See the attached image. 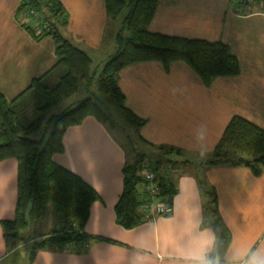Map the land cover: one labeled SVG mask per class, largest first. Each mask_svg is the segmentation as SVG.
I'll return each instance as SVG.
<instances>
[{
    "label": "crops",
    "instance_id": "crops-1",
    "mask_svg": "<svg viewBox=\"0 0 264 264\" xmlns=\"http://www.w3.org/2000/svg\"><path fill=\"white\" fill-rule=\"evenodd\" d=\"M21 1L0 0V91L9 101L58 62L53 38L37 41L24 26L28 20L18 16ZM60 2L68 14L63 35L91 57L94 67L97 62L106 65L118 51L119 35L113 29L119 19H109L106 0ZM149 31L221 41L238 58L240 74L217 77L207 86L186 62L168 66L138 62L120 72L118 85L125 105L146 121L136 132L140 150L130 149L113 128L94 117L66 131L64 151L54 161L81 176L102 198L92 206L85 227L97 238L91 243L51 246L31 259L32 242L63 227L60 215L51 210L48 230L15 246L2 223L15 217L19 165L16 158L1 162L0 264H18L19 258L23 264H190L208 231L215 234L204 226L206 196L201 181L214 188L231 231L226 255L264 249V172L255 175L243 165L201 166L233 117L264 129V2L159 0ZM161 145L181 149L191 161L186 171L174 173L173 212L127 229L116 217L124 189L123 169L138 153L152 154L149 150ZM44 222L38 226L42 228Z\"/></svg>",
    "mask_w": 264,
    "mask_h": 264
},
{
    "label": "trees",
    "instance_id": "trees-1",
    "mask_svg": "<svg viewBox=\"0 0 264 264\" xmlns=\"http://www.w3.org/2000/svg\"><path fill=\"white\" fill-rule=\"evenodd\" d=\"M159 0H106L108 17L118 20L125 10L124 28L129 36L117 37L118 51L106 64L98 81L99 91L128 126L139 132L145 120L125 105V95L118 85L120 72L135 63L159 61L168 66L173 61L189 64L207 86L217 77L240 74L238 58L230 47L221 42L169 36L149 31ZM241 4L251 0H231ZM18 16L28 19L24 24L31 36L39 41L52 37L55 42L57 64L45 76L35 78L30 86L14 100L9 101L0 91V163L11 158L18 161V199L13 220L3 221L5 236L15 246L27 239L24 232L32 221L39 225L48 211L61 217L63 227L51 231L39 241H33L31 259L40 249L65 244L91 243L93 238L85 227L92 206L102 200L100 194L81 176L54 161L64 151L63 138L72 126L81 125L94 117L103 123L112 122L111 116L93 98H87L77 107L61 114L55 109L73 98L81 84L91 86L96 71L91 57L61 31L67 25L68 14L60 0H22ZM51 77V78H50ZM55 82L49 84V80ZM54 129L41 148V142L32 135ZM150 155L155 161L136 155L134 162L123 169L124 189L116 205L117 223L133 229L153 220V209L159 201H169L177 193L170 170L181 163L177 158L183 151L172 146H154ZM247 159L241 163L239 158ZM191 161L184 160L182 164ZM243 165L255 175L264 172V129L255 123L235 116L227 126L215 151L201 166ZM154 173L157 193L146 188L144 172ZM205 189L204 226L216 235V254L226 256L232 234L222 218L218 198L213 187L201 181ZM166 202V201H165ZM30 211V221L28 220Z\"/></svg>",
    "mask_w": 264,
    "mask_h": 264
},
{
    "label": "rangeland",
    "instance_id": "rangeland-1",
    "mask_svg": "<svg viewBox=\"0 0 264 264\" xmlns=\"http://www.w3.org/2000/svg\"><path fill=\"white\" fill-rule=\"evenodd\" d=\"M262 2H264V0H261ZM128 14V9L125 10L123 12V14L119 17L118 22H116V24H113V29H118L119 33L122 34V36L124 37V39L126 40L129 36L128 31L124 28V19ZM28 20V19H27ZM29 22V20H28ZM97 62V61H96ZM99 63H96L95 66V73H96V80L93 82V84L91 86H86L85 84H81V88L80 91L71 99L65 101L61 106H59L58 108L55 109V113L56 114H61L62 112H67L75 107H77L82 101H84L87 98H93L106 112H108L111 116L112 122L107 123L108 126L110 128H113L115 131V134L119 135L123 140H125V142H127V144L129 145L130 149H134L136 148L137 150H140L138 148V146H141V142L136 134V132L134 131L133 128H131L130 126H128L126 124V122L123 120V118L120 116V114L113 108L111 107L105 97L103 96V94L99 91V87H98V81L100 76L102 75L103 71H104V67L106 66L105 64L101 67V65H98ZM99 66V67H98ZM115 127V128H114ZM54 129V125L50 124L48 129L45 132H40L37 133L35 135H32V138L40 141L41 144V148L44 147L45 143L47 142V140L50 138L52 132ZM131 151V150H130ZM149 151H154V149L149 150ZM139 154H144L143 156L146 158V162L148 161H155L154 158H152L150 155H147V153H139ZM188 155H185L183 153V155L178 159V161H181L180 164L175 165L172 169L170 167V170L173 173V176L175 175L174 173L176 171H186L187 170V166L186 164H182V161L187 160ZM175 177V176H174ZM50 211L47 212L46 216H44V218L42 219V221L44 222V225L42 226V228H40L41 226L35 225L32 221H30V211H28V220L30 221L29 226L27 228V230L24 232V236L26 237V239L28 238H35L36 236H40L42 234V232L48 230L49 228V223H50V219H52L50 216ZM42 221L39 223V225H41ZM30 240V239H28ZM23 243H20L19 245H22ZM21 260V261H19ZM24 260L22 258L18 259V264H23Z\"/></svg>",
    "mask_w": 264,
    "mask_h": 264
},
{
    "label": "clouds",
    "instance_id": "clouds-1",
    "mask_svg": "<svg viewBox=\"0 0 264 264\" xmlns=\"http://www.w3.org/2000/svg\"><path fill=\"white\" fill-rule=\"evenodd\" d=\"M215 240V234L208 231L200 252L189 258L190 264H264V249L233 252L222 257L214 251Z\"/></svg>",
    "mask_w": 264,
    "mask_h": 264
},
{
    "label": "built area",
    "instance_id": "built-area-1",
    "mask_svg": "<svg viewBox=\"0 0 264 264\" xmlns=\"http://www.w3.org/2000/svg\"><path fill=\"white\" fill-rule=\"evenodd\" d=\"M144 179L147 181L148 186H147V190L152 192L153 194L157 193V189H156V184L153 183L154 179H155V175L154 173L150 172V171H146L144 172ZM173 212V205L165 202V201H159L154 209H153V218L155 219V217L159 216V215H168L171 214Z\"/></svg>",
    "mask_w": 264,
    "mask_h": 264
},
{
    "label": "water",
    "instance_id": "water-1",
    "mask_svg": "<svg viewBox=\"0 0 264 264\" xmlns=\"http://www.w3.org/2000/svg\"><path fill=\"white\" fill-rule=\"evenodd\" d=\"M239 161H240L241 163H248V162H249L247 159H245V158H243V157H240V158H239Z\"/></svg>",
    "mask_w": 264,
    "mask_h": 264
}]
</instances>
